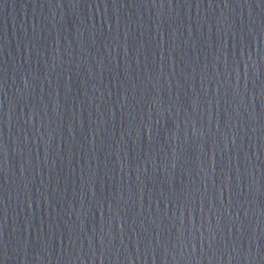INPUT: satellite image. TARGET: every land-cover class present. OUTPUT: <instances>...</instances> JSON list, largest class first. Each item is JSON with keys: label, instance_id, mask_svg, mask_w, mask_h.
<instances>
[{"label": "water", "instance_id": "1", "mask_svg": "<svg viewBox=\"0 0 264 264\" xmlns=\"http://www.w3.org/2000/svg\"><path fill=\"white\" fill-rule=\"evenodd\" d=\"M0 264H264V0H0Z\"/></svg>", "mask_w": 264, "mask_h": 264}]
</instances>
